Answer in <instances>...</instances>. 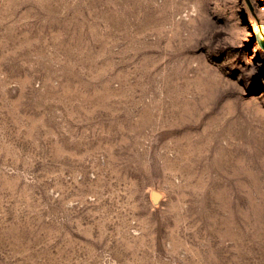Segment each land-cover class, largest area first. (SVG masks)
Listing matches in <instances>:
<instances>
[{"label": "rangeland", "instance_id": "rangeland-1", "mask_svg": "<svg viewBox=\"0 0 264 264\" xmlns=\"http://www.w3.org/2000/svg\"><path fill=\"white\" fill-rule=\"evenodd\" d=\"M0 264H264V0H0Z\"/></svg>", "mask_w": 264, "mask_h": 264}, {"label": "water", "instance_id": "water-1", "mask_svg": "<svg viewBox=\"0 0 264 264\" xmlns=\"http://www.w3.org/2000/svg\"><path fill=\"white\" fill-rule=\"evenodd\" d=\"M162 194L156 189L150 191V198L154 204H157L161 198Z\"/></svg>", "mask_w": 264, "mask_h": 264}, {"label": "bare ground", "instance_id": "bare-ground-1", "mask_svg": "<svg viewBox=\"0 0 264 264\" xmlns=\"http://www.w3.org/2000/svg\"><path fill=\"white\" fill-rule=\"evenodd\" d=\"M177 107V106H176ZM176 109V108H175ZM182 112V111H181ZM171 115H174V114H177V113H175V112H173V111H171V113H170ZM184 114V113H183Z\"/></svg>", "mask_w": 264, "mask_h": 264}]
</instances>
